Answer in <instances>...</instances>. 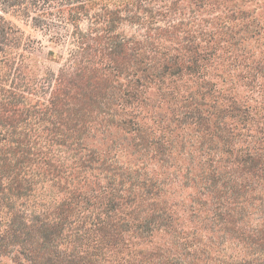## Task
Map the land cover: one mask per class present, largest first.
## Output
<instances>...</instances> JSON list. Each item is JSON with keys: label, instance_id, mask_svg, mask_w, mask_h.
Returning <instances> with one entry per match:
<instances>
[{"label": "trees", "instance_id": "trees-1", "mask_svg": "<svg viewBox=\"0 0 264 264\" xmlns=\"http://www.w3.org/2000/svg\"><path fill=\"white\" fill-rule=\"evenodd\" d=\"M0 264H264V0H0Z\"/></svg>", "mask_w": 264, "mask_h": 264}, {"label": "rangeland", "instance_id": "rangeland-1", "mask_svg": "<svg viewBox=\"0 0 264 264\" xmlns=\"http://www.w3.org/2000/svg\"><path fill=\"white\" fill-rule=\"evenodd\" d=\"M4 17L19 31V37L22 41L19 51L25 52L23 50L24 47L33 53L34 59L32 63L34 65H37L41 69H51L54 71L60 67V62L62 61L57 58V55L66 56V50L69 48V45L65 41H62V43L54 38L55 30L52 29L49 32L44 30L43 27L35 28L31 20L19 17L11 13V11L4 14ZM124 29L129 35L131 34V28L124 26Z\"/></svg>", "mask_w": 264, "mask_h": 264}]
</instances>
